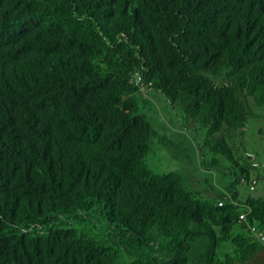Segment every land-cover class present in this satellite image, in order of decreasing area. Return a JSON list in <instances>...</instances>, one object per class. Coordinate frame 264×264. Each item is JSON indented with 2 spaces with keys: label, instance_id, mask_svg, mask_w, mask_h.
I'll list each match as a JSON object with an SVG mask.
<instances>
[{
  "label": "trees",
  "instance_id": "trees-1",
  "mask_svg": "<svg viewBox=\"0 0 264 264\" xmlns=\"http://www.w3.org/2000/svg\"><path fill=\"white\" fill-rule=\"evenodd\" d=\"M148 89L206 130L204 167L225 157L256 186L235 140L264 106V0H0V264H245L264 249L249 229L264 231V198L203 199L149 166L165 138Z\"/></svg>",
  "mask_w": 264,
  "mask_h": 264
},
{
  "label": "rangeland",
  "instance_id": "rangeland-1",
  "mask_svg": "<svg viewBox=\"0 0 264 264\" xmlns=\"http://www.w3.org/2000/svg\"><path fill=\"white\" fill-rule=\"evenodd\" d=\"M140 107L164 140H154L147 155L149 166L156 172H179L188 188L198 192L203 199H214L220 193H229L231 187L242 199L264 198V106L254 108L244 135L236 139L235 158L241 167L249 171L251 182L257 175L261 179L251 190L249 183L239 181L241 169L225 157L219 158V167L209 169L203 166L214 154L204 147L206 130L188 121L181 109L172 107L166 97L154 90L140 94ZM240 142H243L241 144ZM237 176V177H236ZM245 264H264V249Z\"/></svg>",
  "mask_w": 264,
  "mask_h": 264
},
{
  "label": "built area",
  "instance_id": "built-area-1",
  "mask_svg": "<svg viewBox=\"0 0 264 264\" xmlns=\"http://www.w3.org/2000/svg\"><path fill=\"white\" fill-rule=\"evenodd\" d=\"M255 183H256V181L255 180H253L252 181V185H251V189H254L255 188ZM246 214H241V216H240V219L242 220V221H245L246 222ZM249 229L250 230H252L253 232H255V236L257 237V238H259V240H260V242L263 244V246H264V231H259V232H257V228L255 227V226H252V225H249Z\"/></svg>",
  "mask_w": 264,
  "mask_h": 264
},
{
  "label": "clouds",
  "instance_id": "clouds-1",
  "mask_svg": "<svg viewBox=\"0 0 264 264\" xmlns=\"http://www.w3.org/2000/svg\"><path fill=\"white\" fill-rule=\"evenodd\" d=\"M252 183V182H251ZM252 190H254V189H252Z\"/></svg>",
  "mask_w": 264,
  "mask_h": 264
}]
</instances>
